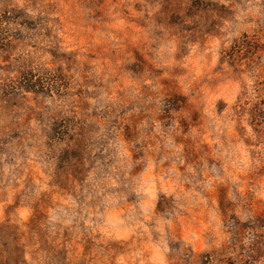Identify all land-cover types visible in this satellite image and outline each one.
<instances>
[{
    "label": "rangeland",
    "instance_id": "obj_1",
    "mask_svg": "<svg viewBox=\"0 0 264 264\" xmlns=\"http://www.w3.org/2000/svg\"><path fill=\"white\" fill-rule=\"evenodd\" d=\"M0 264H264V0H0Z\"/></svg>",
    "mask_w": 264,
    "mask_h": 264
}]
</instances>
